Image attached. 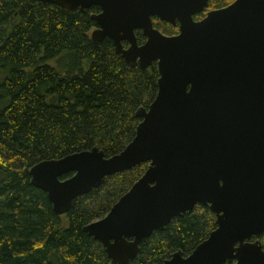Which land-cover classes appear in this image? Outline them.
Segmentation results:
<instances>
[{
  "label": "water",
  "instance_id": "1",
  "mask_svg": "<svg viewBox=\"0 0 264 264\" xmlns=\"http://www.w3.org/2000/svg\"><path fill=\"white\" fill-rule=\"evenodd\" d=\"M35 1L69 12L99 8L92 42L110 39L128 68L157 64L160 75L156 99L137 112L141 123L121 154L108 159L94 148L30 170L54 212L68 215L106 178L147 163L109 214L83 229L111 264H131L142 241L199 205L216 215L217 229L191 255L163 264H264L254 241L264 236V0H236L198 22L210 0ZM154 19L178 26V35L162 34Z\"/></svg>",
  "mask_w": 264,
  "mask_h": 264
},
{
  "label": "trees",
  "instance_id": "2",
  "mask_svg": "<svg viewBox=\"0 0 264 264\" xmlns=\"http://www.w3.org/2000/svg\"><path fill=\"white\" fill-rule=\"evenodd\" d=\"M235 1L210 0L209 10ZM100 12L0 0V264H111L104 245L83 229L105 218L149 169L146 163L106 178L63 217L31 183L30 170L44 161L94 148L108 159L121 154L141 123L137 112L156 99L157 64L128 68L110 39L92 42V17ZM154 27L166 36L179 33L158 19ZM136 35L143 44L142 33ZM216 229V215L199 205L142 241L131 264L189 256Z\"/></svg>",
  "mask_w": 264,
  "mask_h": 264
},
{
  "label": "flooded vegetation",
  "instance_id": "3",
  "mask_svg": "<svg viewBox=\"0 0 264 264\" xmlns=\"http://www.w3.org/2000/svg\"><path fill=\"white\" fill-rule=\"evenodd\" d=\"M230 6V5H229ZM211 11H214V10H209V8L203 13V14H201V15H199V16H196L195 17V20L198 22V21H201V20H203L205 17H206V15H207V13H209V12H211ZM204 16L202 19L200 18V16ZM200 18V19H199ZM137 36V35H136ZM145 41H146V39H145ZM145 43V42H144ZM143 43V44H144ZM143 44H140V45H143ZM123 45H124V47H125V45H127V47H125L126 49L127 48H129V45H128V43H123ZM148 109V108H147ZM216 219H217V217H216ZM264 237V236H263ZM257 240H260V239H254V241H257ZM262 243V242H261ZM185 256V255H184ZM187 257V256H186Z\"/></svg>",
  "mask_w": 264,
  "mask_h": 264
}]
</instances>
